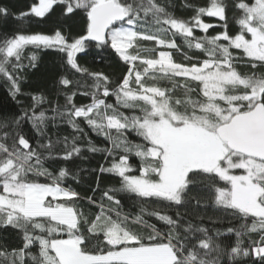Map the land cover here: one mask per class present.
<instances>
[{
  "label": "snow or ice",
  "instance_id": "snow-or-ice-1",
  "mask_svg": "<svg viewBox=\"0 0 264 264\" xmlns=\"http://www.w3.org/2000/svg\"><path fill=\"white\" fill-rule=\"evenodd\" d=\"M57 7L64 17L79 10L81 34L54 27L0 38V76L13 99L21 93V74L36 67L38 51L62 54L71 74L57 81L64 105L57 100L45 110L46 97L32 94L21 115L0 119V229L21 238L11 252L0 250V264H246L250 257L264 264V0H232L240 13L236 33L228 29V0L185 2L194 13L187 20L170 10V0H34L15 19L43 22ZM9 15L0 6V17ZM204 17L223 22V31L207 35L217 25ZM93 43L126 66L121 77L78 62L77 54ZM76 74L91 83L74 81ZM77 94L89 102L77 105ZM24 122L39 137L35 146ZM62 123L73 134L53 141L49 124ZM82 125L108 146L93 142ZM85 151L111 158L93 170L90 195L67 183H81L80 171L66 165ZM57 161L64 165L54 167ZM105 174L119 186L101 189ZM122 195L135 198L138 211L124 212ZM152 201L157 207L150 211ZM209 203L239 226L209 229L187 219L188 205ZM229 235L232 244L224 242Z\"/></svg>",
  "mask_w": 264,
  "mask_h": 264
},
{
  "label": "trees",
  "instance_id": "trees-1",
  "mask_svg": "<svg viewBox=\"0 0 264 264\" xmlns=\"http://www.w3.org/2000/svg\"><path fill=\"white\" fill-rule=\"evenodd\" d=\"M34 2V0H0V6L7 7L9 9L10 15L5 17H0V38L4 35L11 36L12 34L18 31L25 32H37L44 31L50 32L54 27H61L70 35H78L83 31V24L81 19V13L77 10L76 15L69 14L68 17L61 16L60 8L57 7L55 13L48 17L47 20L43 22H38L39 18H31L25 19L24 21H19L15 19V15L22 12L27 11L30 5ZM187 2L194 5L205 6L208 0H170V3L174 5L170 10L174 12V14L183 19H189L194 13L190 8H183L182 5ZM230 5L228 10V29L232 33H236L239 31V26L235 22V17L240 15L239 11H236L231 7L232 0H228ZM205 22L213 23L217 25L216 27L209 29L207 35H215L218 32L223 31L221 25L223 22L217 20V18H208L204 17ZM196 36L205 35L200 30L195 31ZM177 43L182 45V41L179 37L176 38ZM143 46L153 47L152 42H141ZM32 51V49H28L25 51V59L23 63L25 65L28 64L27 56ZM38 60L36 62L35 68H27L21 75L24 79L21 81V93L13 99L10 92V84L3 77L0 76V119L5 117H15L21 115V113L28 109L32 104V94H43L46 97L48 103H44L41 107L45 110H50L54 103L58 102L60 105H64L65 99L64 95L60 92V88L57 81L61 75L69 74V70L64 65L62 54L53 51V50H44L38 51ZM78 62L83 66L88 68L93 72H104L108 76H110L113 80L121 77L124 72H126V66L119 60V58L112 52L111 49H98L94 44H91L87 47L85 53H78ZM177 60H180L181 57L176 55ZM242 72L249 71L248 68L241 67ZM264 71V69H261ZM71 78L75 81L76 79H80L81 83H91V80H85V78H81L79 74L75 76H71ZM90 98L84 97L82 95L77 94L74 97V102L77 105L88 103ZM109 102H114V97L109 98ZM39 110V109H38ZM126 111V110H125ZM48 115H51V112L48 111ZM88 135L91 137L93 142H95L100 147L108 146V142L105 141L102 137H98L91 131V129L87 128L86 125H82ZM23 131L24 133L31 137V143L33 146L37 144L39 137L36 136V133L31 127L30 123H23ZM48 135L52 138L53 141L57 139V137L63 136H71L73 134L72 129L66 124L62 123L58 127H53L49 124L48 127ZM130 139L138 142L137 137L130 136ZM44 142V141H40ZM11 143V141H9ZM62 145L57 146V150H60ZM130 162L133 167H136L139 163L138 159L135 156H130ZM111 163V158L108 161H105L103 153H88L85 151L82 156L74 158L73 160L67 163V167L71 169L73 172L80 171L81 173V183L77 185L74 181L69 180L67 183L77 190L81 191L82 194H91L90 187H94L96 184V172L94 169L99 168L101 164ZM63 161H57L54 167L59 168L63 166ZM43 179V178H41ZM109 186H119L118 178H114L109 174H105L101 178V189L109 187ZM99 195V193H97ZM202 197L206 194L201 192L199 193ZM122 207L124 212H132L135 213L138 211V203L133 197H129L127 195H122ZM146 207L151 211L153 208H156V202L152 201L146 204ZM96 209H92L95 211ZM162 211H167L169 214L174 215L176 209L175 208H161ZM182 213L185 211L184 208L179 209ZM84 211H88L87 207H85ZM187 219L192 220L194 223H203L204 226L209 229H224L228 226H239L241 223L240 220L233 219L230 216H226L224 213L220 211L214 210L211 203H209L206 207L201 206L199 208H193L191 205L187 206ZM203 218L202 220L200 218ZM212 218L211 220L209 218ZM217 218H221L217 220ZM150 223H157L158 227H162V225L157 222L152 217H146ZM216 221L215 223L213 221ZM231 221V224L229 223ZM250 224L251 221L249 220ZM253 239L257 238L255 235L252 236ZM245 240H248V237H245ZM224 242L232 244L235 242V236L229 235L224 239ZM21 246V238L17 234L14 229L2 230L0 229V250H7L9 252L12 249ZM246 264H258L255 257H250L247 259Z\"/></svg>",
  "mask_w": 264,
  "mask_h": 264
},
{
  "label": "water",
  "instance_id": "water-1",
  "mask_svg": "<svg viewBox=\"0 0 264 264\" xmlns=\"http://www.w3.org/2000/svg\"><path fill=\"white\" fill-rule=\"evenodd\" d=\"M94 44V43H93Z\"/></svg>",
  "mask_w": 264,
  "mask_h": 264
}]
</instances>
